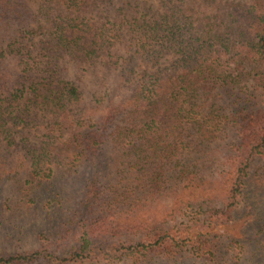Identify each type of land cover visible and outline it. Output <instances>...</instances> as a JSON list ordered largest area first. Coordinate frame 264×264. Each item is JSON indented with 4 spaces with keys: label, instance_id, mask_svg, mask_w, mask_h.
I'll return each instance as SVG.
<instances>
[{
    "label": "trees",
    "instance_id": "obj_1",
    "mask_svg": "<svg viewBox=\"0 0 264 264\" xmlns=\"http://www.w3.org/2000/svg\"><path fill=\"white\" fill-rule=\"evenodd\" d=\"M151 1L0 0V184L51 206L58 176L92 169L78 211L49 208L55 237L0 264H113L183 249L239 264L246 248L247 264H264V0ZM70 65L117 72L116 96L84 105ZM223 141V202L189 203L204 219L181 229L153 218L185 189L209 192L211 146Z\"/></svg>",
    "mask_w": 264,
    "mask_h": 264
},
{
    "label": "rangeland",
    "instance_id": "obj_2",
    "mask_svg": "<svg viewBox=\"0 0 264 264\" xmlns=\"http://www.w3.org/2000/svg\"><path fill=\"white\" fill-rule=\"evenodd\" d=\"M149 2L152 3L151 0H149ZM66 74L67 79L75 84L81 92L80 100L84 105L90 106V104H93L99 107L97 100H102V106H104L106 102L109 101L107 97L108 94L115 96L117 94L115 90L119 82L115 76L117 72H108L101 67L88 70L77 69L70 65L66 70ZM98 116H101L99 110ZM21 136V132L15 130V138L20 139ZM227 144V141H223L211 146L215 154V164L213 162L209 164L211 170H209L206 175L207 183L205 184L208 185H205V187H211L209 192L203 193L201 196L202 198H200V194L196 193L198 190L185 189L181 192L180 196H178L180 201H182L181 205H179L180 201L176 202L174 199L165 200L157 204V206L151 210L153 218L160 223L166 220L167 224H169L168 226L174 228V230L175 228L181 229L187 227V225L192 226L193 224H198V219L201 221L204 219L203 215L198 216L192 213L187 206L189 203L192 204V202L196 200H201L202 203L206 205L204 206L205 208H210V204L213 203L216 205L217 200L223 202L224 194L217 188V185L223 178L221 176V178L218 179L219 175L226 172L223 160L219 161V159L227 154ZM96 168H99L100 174L104 173L102 165ZM76 172L77 173L74 174L65 173L62 177L58 176L53 182V187L56 191L54 192L57 197L54 196L53 199L50 200L51 206L48 205L49 203H46L47 200H41V203L39 205L37 204L40 208L33 203L32 199L36 197L34 193L29 194L28 197L24 199L17 195L16 187L10 185L8 181L0 184V255L5 253H30L39 250L42 245L48 244V241L55 237L53 235L58 230L55 227L57 222H49L47 215L50 211L49 208L51 207L52 210H56L55 207H58L57 202L63 201V209H60L63 216H69L76 210L78 211L77 204L84 195L83 185L85 184V180L88 179V175L92 172V169L90 164L86 161L82 166L77 168ZM199 188L202 189L204 186H200ZM195 196L199 197V199H196ZM23 199L26 201V204H24L25 207H17V212L12 215L11 211H13L14 206L20 205ZM219 204L220 203L217 205ZM177 206H179L180 209L177 210ZM180 210L183 211L180 212ZM63 212H65V214ZM246 250L247 252L250 251L247 248L245 249V260L243 262L241 261L239 264H247V261L249 262L250 258ZM235 255L240 256V248L236 250ZM242 255L244 256V253ZM200 258L201 256L193 251L183 249L177 253H172L170 256L147 254L139 257L135 262L125 260L113 264H207L204 261L205 258H203V260Z\"/></svg>",
    "mask_w": 264,
    "mask_h": 264
}]
</instances>
